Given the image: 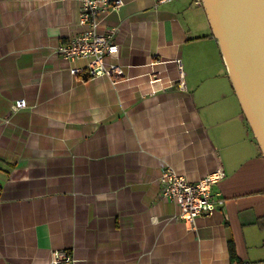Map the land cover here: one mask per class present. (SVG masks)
Instances as JSON below:
<instances>
[{
	"label": "crops",
	"instance_id": "0c3cea01",
	"mask_svg": "<svg viewBox=\"0 0 264 264\" xmlns=\"http://www.w3.org/2000/svg\"><path fill=\"white\" fill-rule=\"evenodd\" d=\"M123 1L101 27L117 28L112 81L55 53L83 29L76 1L0 0V264H264V158L202 6ZM219 164L218 209L185 224L162 171L195 182Z\"/></svg>",
	"mask_w": 264,
	"mask_h": 264
},
{
	"label": "built area",
	"instance_id": "2783aa9c",
	"mask_svg": "<svg viewBox=\"0 0 264 264\" xmlns=\"http://www.w3.org/2000/svg\"><path fill=\"white\" fill-rule=\"evenodd\" d=\"M80 6L79 24L82 31L67 42L60 43L55 53L68 65L73 76L82 73V67L76 66L78 60H86L89 78L107 77L116 81L124 75L118 63L119 47L114 42L116 29L101 28L104 20L112 12H117L123 6V0H75ZM165 2L168 0H156ZM179 88H183V72L180 59H176ZM154 63H151L153 65ZM85 77H80L82 80ZM148 78H153V84L161 80L160 72L151 71ZM26 107L24 99L15 100L10 105V113H15ZM224 172L219 164L211 174L197 182H189L182 174L168 166L160 175V197L174 201L179 213L178 219L193 225L198 216H210L216 210L219 202L217 194L212 193V184L224 178ZM71 255L66 250L51 252L48 264H72Z\"/></svg>",
	"mask_w": 264,
	"mask_h": 264
},
{
	"label": "water",
	"instance_id": "95a60500",
	"mask_svg": "<svg viewBox=\"0 0 264 264\" xmlns=\"http://www.w3.org/2000/svg\"><path fill=\"white\" fill-rule=\"evenodd\" d=\"M230 83L264 158V0H201Z\"/></svg>",
	"mask_w": 264,
	"mask_h": 264
},
{
	"label": "bare ground",
	"instance_id": "6f19581e",
	"mask_svg": "<svg viewBox=\"0 0 264 264\" xmlns=\"http://www.w3.org/2000/svg\"><path fill=\"white\" fill-rule=\"evenodd\" d=\"M75 1V0H74ZM197 1V3L199 4V5H201L202 6V8H203V5H202V1L201 0H196ZM78 3V2H77ZM123 5H124V1H123ZM120 10V9H119ZM118 10V11H119ZM204 10V9H203ZM117 11V12H118ZM205 13V12H204ZM206 16V15H205ZM207 19V18H206ZM208 22V21H207ZM104 23V22H103ZM209 24V23H208ZM80 25V24H79ZM102 27V26H101ZM209 27H210V25H209ZM116 28V27H115ZM210 30H211V28H210ZM116 32H117V28H116ZM116 34V33H115ZM211 34H212V32H211ZM216 40V39H215ZM217 41V40H216ZM115 42V41H114ZM116 43V42H115ZM117 44V43H116ZM59 45V44H58ZM118 45V44H117ZM118 47H119V45H118ZM176 59H180V58H176ZM176 59H174V60H172V63H174L175 64V68H176ZM180 61H181V59H180ZM69 65V64H68ZM76 65V64H75ZM150 65H151V63H150ZM154 65V64H153ZM77 66V65H76ZM152 66V65H151ZM181 66H182V62H181ZM80 67V66H79ZM69 71V70H68ZM182 72H183V69H182ZM149 74V73H148ZM74 77H76V78H78L79 76H74ZM89 78V76H85V78H84V80L85 79H88ZM97 78V77H96ZM107 78V77H106ZM79 79V78H78ZM89 79H91V78H89ZM153 78H148V83H152L153 82V80H152ZM83 80V79H82ZM183 80H184V72H183ZM176 84H177V87L179 88V81H178V74H177V69H176ZM173 82H171V84L169 85V86H173V84H172ZM179 89H184V81H183V88H179ZM236 95V94H235ZM238 99V98H237ZM18 100V99H17ZM25 100V99H24ZM26 101V100H25ZM15 102V101H14ZM239 102V101H238ZM26 106H27V103H26ZM18 112V111H17ZM254 138V137H253ZM254 140H255V138H254ZM256 141V140H255ZM168 167V166H167ZM171 167V166H170ZM222 167V166H221ZM173 168V167H172ZM174 169V168H173ZM223 169V168H222ZM175 170V169H174ZM215 171V170H214ZM213 172V171H212ZM211 172V173H212ZM223 172H224V170H223ZM179 173V172H178ZM211 173H209V174H211ZM180 174V173H179ZM208 174V175H209ZM224 175H225V173H224ZM207 176V175H206ZM204 178V177H203ZM224 178H225V176H224ZM223 178V179H224ZM186 179V178H185ZM202 179V178H201ZM222 179V180H223ZM187 180V179H186ZM199 181V180H198ZM221 181V180H220ZM220 181H218V182H220ZM195 182H197V181H195ZM217 183V182H216ZM215 184V183H214ZM212 186H213V184H212ZM212 193H214L213 191H212ZM214 194H217V193H214ZM217 197H218V200H219V202L218 203H220L221 202V199L219 198V194H217ZM172 201V200H171ZM218 203L216 204V210L218 209V207H217V205H218ZM177 205V204H176ZM177 208H178V206H177ZM215 210V211H216ZM214 211V212H215ZM178 213H179V210H178ZM178 215V214H177ZM202 216H204V215H202ZM177 217V216H176ZM199 217V216H198ZM178 218V217H177ZM195 220V219H194ZM194 222V221H193ZM185 224H187V223H185ZM189 225V224H188ZM193 226V225H192Z\"/></svg>",
	"mask_w": 264,
	"mask_h": 264
},
{
	"label": "rangeland",
	"instance_id": "374dc122",
	"mask_svg": "<svg viewBox=\"0 0 264 264\" xmlns=\"http://www.w3.org/2000/svg\"><path fill=\"white\" fill-rule=\"evenodd\" d=\"M154 1L156 2V4H160V3L172 2L173 0H168V1H165V2H158V1H156V0H154ZM112 13H117V12H112ZM112 13H111V14H112ZM109 15H110V14H109ZM109 15H108V16H109ZM108 16H107V17H108ZM115 29H116V28H115ZM170 87H171V86H170ZM67 252H68V251H67ZM68 253H69V252H68ZM69 254L71 255V253H69ZM71 257H72V255H71ZM72 258H73V257H72ZM73 260H74V259H73ZM73 263H74V262H73ZM73 263H72V264H73Z\"/></svg>",
	"mask_w": 264,
	"mask_h": 264
}]
</instances>
